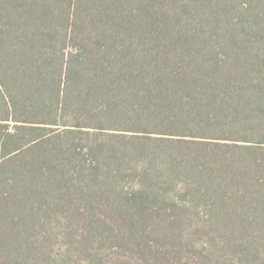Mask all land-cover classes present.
Returning <instances> with one entry per match:
<instances>
[{
	"label": "trees",
	"instance_id": "1",
	"mask_svg": "<svg viewBox=\"0 0 264 264\" xmlns=\"http://www.w3.org/2000/svg\"><path fill=\"white\" fill-rule=\"evenodd\" d=\"M0 264H264V0H0Z\"/></svg>",
	"mask_w": 264,
	"mask_h": 264
}]
</instances>
